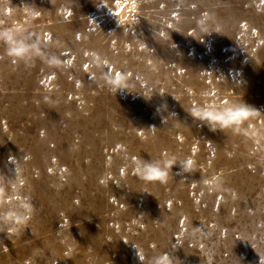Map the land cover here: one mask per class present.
<instances>
[{
  "label": "rangeland",
  "instance_id": "obj_1",
  "mask_svg": "<svg viewBox=\"0 0 264 264\" xmlns=\"http://www.w3.org/2000/svg\"><path fill=\"white\" fill-rule=\"evenodd\" d=\"M164 254L264 264V0H0V264Z\"/></svg>",
  "mask_w": 264,
  "mask_h": 264
},
{
  "label": "clouds",
  "instance_id": "obj_2",
  "mask_svg": "<svg viewBox=\"0 0 264 264\" xmlns=\"http://www.w3.org/2000/svg\"><path fill=\"white\" fill-rule=\"evenodd\" d=\"M113 14L118 16L119 12L117 11V12H115ZM36 15L39 16V13H36ZM67 18L68 17L65 16V19H67ZM9 38H10V35H9ZM12 51H13L14 55L18 56V55H21L24 52V48L21 46V47L14 48ZM249 114H250V110L248 108H246V107L241 108L239 110H235V111L229 112L226 115L225 114L212 113V112H204V113L195 112L194 113V115H196L197 117L208 118V119L213 120V121H222L224 123H227L228 120H231L233 122L240 121L243 118L247 117ZM251 114L252 115H257L258 113L255 112V111H252ZM169 163H171V162H169ZM190 163H191V161H189V164ZM147 175H148V177L150 179H162L165 176V173L162 172L160 169L150 168L148 170ZM7 219H9L10 221H13L16 226H19V225H23L26 222L27 217H24L22 219H18L15 216L9 215L7 217ZM16 231H17V227H10L8 229L9 234H12V233H14ZM138 256L140 257V259L142 261L143 257L139 253H138ZM159 264H170V261H169V258L167 256V254H164L160 258Z\"/></svg>",
  "mask_w": 264,
  "mask_h": 264
},
{
  "label": "bare ground",
  "instance_id": "obj_3",
  "mask_svg": "<svg viewBox=\"0 0 264 264\" xmlns=\"http://www.w3.org/2000/svg\"><path fill=\"white\" fill-rule=\"evenodd\" d=\"M117 17L120 20H129L131 18V16L129 15V13L126 11V7L125 6H122L120 8L119 15Z\"/></svg>",
  "mask_w": 264,
  "mask_h": 264
}]
</instances>
